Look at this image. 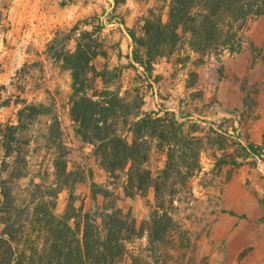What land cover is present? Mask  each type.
I'll use <instances>...</instances> for the list:
<instances>
[{"label":"rangeland","instance_id":"obj_1","mask_svg":"<svg viewBox=\"0 0 264 264\" xmlns=\"http://www.w3.org/2000/svg\"><path fill=\"white\" fill-rule=\"evenodd\" d=\"M116 1L0 0V138L13 133L16 139L8 156L0 148V238L7 224L12 230L11 250L0 242V264H47L42 219L49 213L71 217L76 226L84 212L102 205L103 195L94 192L108 183V175L93 146L75 134L71 71L58 59L75 49L83 31L91 32L86 41L101 51L91 62L101 72L99 90L115 91L142 111L167 108L192 123L204 142L203 170L192 181L196 198L180 202L169 244L150 251L143 233L127 242L120 264H264V165L216 168L213 157L233 151L236 142L264 140V15L243 27L240 53H225L218 61L194 53L183 38L171 55L156 60L149 79L139 64L129 65L136 46L129 30L142 36L151 8L161 9L166 20L169 0ZM29 105L41 113L30 116ZM53 117L66 146L67 184L54 166L59 151L49 131ZM163 162L164 156L153 155V171ZM119 183L108 185L115 204L139 227L149 216L153 193L128 197Z\"/></svg>","mask_w":264,"mask_h":264},{"label":"trees","instance_id":"obj_2","mask_svg":"<svg viewBox=\"0 0 264 264\" xmlns=\"http://www.w3.org/2000/svg\"><path fill=\"white\" fill-rule=\"evenodd\" d=\"M260 15H264V0H169L166 20L161 9L151 8L144 18L143 35L136 37L129 30L136 43L129 65L139 64L150 79L156 60L171 55L183 38H187L194 53L213 55L220 61L225 53L234 55L242 51L243 27L249 19ZM91 35L89 31L79 32L75 49L60 53L58 59L71 71L70 117L75 134L81 142L93 146V155L107 173L108 183L94 192L103 195L102 205L84 212L81 224L74 226L69 222L71 217L58 218L51 213L42 219L49 244L47 264H120L127 242L143 233L150 251L168 245L171 232L177 228L180 202L189 204L195 200L192 181L203 170L204 142L192 123L180 120L167 108L142 111L140 105L128 103L117 92L98 89L96 80L101 72L91 62L101 51L96 42L86 41ZM140 48L144 49L143 54ZM27 109L30 116L41 113L35 105ZM18 127L19 124L12 125L9 129L15 131ZM49 131L52 137L58 138L59 154L54 160L57 175L67 184L70 172L66 167V146L59 140L56 117ZM216 133L225 140L222 133ZM14 140L13 133L1 135L4 156L12 151ZM224 148L220 144V149ZM155 154L164 156V162L153 171L151 159ZM213 157L216 168L258 161L264 165V140L236 142L233 151ZM116 182H120L119 188L128 197H146L153 193L149 216L139 227L130 212L115 204V194L108 185ZM1 194L8 199V191ZM261 202L264 205V197ZM11 241L12 230L7 224L0 242L11 250Z\"/></svg>","mask_w":264,"mask_h":264},{"label":"crops","instance_id":"obj_3","mask_svg":"<svg viewBox=\"0 0 264 264\" xmlns=\"http://www.w3.org/2000/svg\"><path fill=\"white\" fill-rule=\"evenodd\" d=\"M245 141H248V140H245ZM254 143V142H253ZM233 221V219H228V223L231 224Z\"/></svg>","mask_w":264,"mask_h":264}]
</instances>
